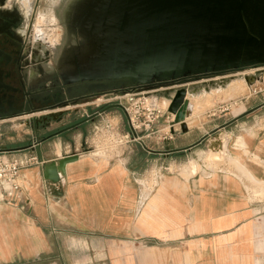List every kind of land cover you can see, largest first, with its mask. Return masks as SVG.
Listing matches in <instances>:
<instances>
[{"label": "crops", "instance_id": "obj_1", "mask_svg": "<svg viewBox=\"0 0 264 264\" xmlns=\"http://www.w3.org/2000/svg\"><path fill=\"white\" fill-rule=\"evenodd\" d=\"M127 128L128 133L121 128L123 138L130 135L129 123ZM229 128V123L205 124L182 132L175 126L170 134L160 129L157 147L149 151L177 167L185 154L198 158L208 133L223 135ZM241 132L248 135L234 137L232 149L253 178L264 184V127L255 133L251 127ZM149 137L139 141L144 144ZM36 143L26 151L37 162L23 172V205L0 206V264L19 256L50 254L55 243L60 245V237L70 232L100 240L105 255L121 256L122 264H133L131 258L136 264H264V194L250 193L237 176L165 173L136 214L140 187L130 172V146L117 159L108 160L79 151L82 141L40 147ZM39 151L44 162L70 155H79V160L69 163L61 182L52 185L41 177Z\"/></svg>", "mask_w": 264, "mask_h": 264}, {"label": "rangeland", "instance_id": "obj_2", "mask_svg": "<svg viewBox=\"0 0 264 264\" xmlns=\"http://www.w3.org/2000/svg\"><path fill=\"white\" fill-rule=\"evenodd\" d=\"M7 1L8 7L13 5L22 13L23 27L31 29L27 44L29 77L43 81L44 86L60 84L63 67L88 44L86 35L80 28L81 16L80 9L77 7L79 0ZM181 88L188 90L189 106L184 123L189 128H203L205 124L213 127L224 123H229L230 128L223 135H218L216 132L208 133L202 140L198 158L185 154L180 158L181 164L176 167L171 166L168 160L167 162L164 159L159 160L151 154V151L157 147V130L164 129L170 134L168 127L170 120L167 118L168 106L166 108L163 106L167 105L166 101L170 103L176 90ZM129 93L131 94V92L125 94L104 92L55 111L0 121V150L34 144L40 140V136L79 122L108 105L118 104L128 108L131 115L137 117L138 126L141 125V129L135 131L130 127V135L127 138H123L121 128L124 127V131L128 133V118L122 110L111 108L80 127L43 144L53 145L61 141L74 145L76 141H82L85 143H83V149L79 151H89L87 155L94 159L107 158L108 160L117 159L121 156L123 148L130 146V172L136 181L144 186L142 201L145 199V203L157 188L159 177L171 171H202L206 174L231 173L246 184L250 193L263 196L264 184L253 178L245 168L246 165L239 153L235 154L232 147L234 137L248 135L241 131L249 130L251 127L255 133L264 127V68L183 86L173 85L159 90L133 92L137 95L132 98L128 95ZM150 97L157 99L156 104L152 105L165 112L166 115L159 122H154L155 125H151V129L148 130L145 129L148 112H146L144 100ZM53 114H60V120L54 121L51 118ZM44 118L48 120L45 121ZM235 125H246L247 128L236 129ZM37 127L38 133L36 132ZM177 127L180 129L179 125ZM111 128L113 131L109 130ZM148 135L150 137L144 143L146 145L144 148L139 138ZM239 144L243 146L242 143ZM72 150L76 151V149ZM24 154L28 155L20 153L18 156ZM257 185L261 186L260 190ZM255 197L257 196H251L252 199ZM60 238V245L55 243L50 254L19 256L15 261H6L3 264H122L121 256H106L103 251L106 246L89 235L70 232ZM1 254L3 252L0 249ZM146 258L147 261H153L152 256H146ZM130 262L136 264L137 260L134 261L131 258Z\"/></svg>", "mask_w": 264, "mask_h": 264}, {"label": "water", "instance_id": "obj_3", "mask_svg": "<svg viewBox=\"0 0 264 264\" xmlns=\"http://www.w3.org/2000/svg\"><path fill=\"white\" fill-rule=\"evenodd\" d=\"M79 14L88 44L63 67L61 83H56L68 91L74 85L92 81L107 83L108 93L125 94L264 68V0H94ZM187 97V89H178L168 105L167 112L173 116L171 132L177 125L182 132L188 130L184 123ZM74 103L59 101L31 114L0 117V121L55 111ZM111 108L124 112L121 105H108L77 125ZM51 118L58 121L60 114ZM47 140H39L36 145L40 147ZM33 147L30 144L0 153ZM38 157L41 177L52 185L61 182L69 163L79 160V155H70L44 162L40 151Z\"/></svg>", "mask_w": 264, "mask_h": 264}, {"label": "flooded vegetation", "instance_id": "obj_4", "mask_svg": "<svg viewBox=\"0 0 264 264\" xmlns=\"http://www.w3.org/2000/svg\"><path fill=\"white\" fill-rule=\"evenodd\" d=\"M23 20V15L17 7L13 5L8 7L7 0H0V117H19L50 108L59 101L77 102L104 92L108 93L105 87L108 84L105 82L87 81L70 87L68 91L66 87L61 88L57 84L44 86L43 81H37L35 77L30 78L27 44L31 29L23 27ZM81 121L68 127L75 126ZM38 127L36 128L37 133ZM68 127L39 138L40 140H51L61 131L62 133L58 136L74 129L63 132Z\"/></svg>", "mask_w": 264, "mask_h": 264}, {"label": "built area", "instance_id": "obj_5", "mask_svg": "<svg viewBox=\"0 0 264 264\" xmlns=\"http://www.w3.org/2000/svg\"><path fill=\"white\" fill-rule=\"evenodd\" d=\"M128 95L132 98L137 94L131 92V94L129 93ZM144 103L146 105V112H148V120L146 121L147 125L145 126V129L150 130L151 125H155L154 122H159V120L164 117L165 113L162 110L155 108V106L152 105L151 102H149L148 98L144 100ZM123 109L126 113L129 126L132 128V130L135 131L141 129V125L138 126L137 124V117L135 115L132 116L128 108L123 107ZM168 116L167 118H169ZM171 122H168V127L170 130L169 133L171 132ZM155 128H157V126H155ZM109 130L113 131L112 128ZM20 153H26V151L0 153V206L19 208L24 203L25 178L23 172L24 170L30 168L37 161L36 158L28 156L26 154L18 156V154ZM160 178L161 176L159 177V180ZM137 184L140 187V191L135 212L136 214H139L144 207L145 199L144 201H142V194L144 193L142 188L144 186L142 184H139L138 182Z\"/></svg>", "mask_w": 264, "mask_h": 264}, {"label": "bare ground", "instance_id": "obj_6", "mask_svg": "<svg viewBox=\"0 0 264 264\" xmlns=\"http://www.w3.org/2000/svg\"><path fill=\"white\" fill-rule=\"evenodd\" d=\"M93 1L94 0H83V1L79 0L77 2V4H78L77 7H79V9L81 10V8L88 6V4L92 3ZM7 3H8V1H7ZM80 10H79V12H80ZM250 70L253 71L254 69H250ZM250 70H246V71H250ZM246 71H244V72H246ZM251 82H252V80H251ZM148 100H149V102H151V104H154V103L156 104V102H157V99L155 97H150ZM166 103H167V105L163 106L164 108H166L168 106V104H169L167 101H166Z\"/></svg>", "mask_w": 264, "mask_h": 264}]
</instances>
